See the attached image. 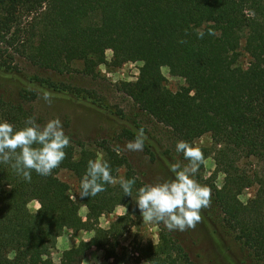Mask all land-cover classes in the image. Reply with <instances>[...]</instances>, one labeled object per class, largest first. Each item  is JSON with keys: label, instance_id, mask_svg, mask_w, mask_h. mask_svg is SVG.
<instances>
[{"label": "trees", "instance_id": "16d2710c", "mask_svg": "<svg viewBox=\"0 0 264 264\" xmlns=\"http://www.w3.org/2000/svg\"><path fill=\"white\" fill-rule=\"evenodd\" d=\"M198 31L204 32L203 38ZM106 50L111 51L109 61ZM16 57L58 74L69 73L72 63L80 62V71L93 77L102 63L116 68L140 62L136 79L118 89L168 129L174 145L164 150L169 169L177 161L187 163L175 152L177 141L194 144L209 133L213 145L201 146L204 159L212 155L224 177L217 186L213 176L200 173L203 164L196 173L194 178L211 189L210 204L200 216L213 235L229 243L227 251H239L240 264H264V0H0V69L19 73ZM162 67L183 78L186 87L167 88ZM29 80L53 91H82L37 74ZM36 96L26 88L12 99L0 94V119L15 128L24 126L28 117L44 125L26 106ZM65 133L70 145L51 175L32 171L27 182L0 163V264H81L92 247L104 250L112 264L126 261L119 239L140 212L134 199L146 181L134 172L118 143H85ZM135 136L123 128L116 139ZM99 149L115 179L121 168L127 169L123 177L135 178L133 198L116 183L106 184L95 197L78 194L73 199L59 171L81 180ZM144 150L157 159L152 144L145 141ZM251 186H256L254 195L239 202L242 190ZM30 200H37L40 209L30 211ZM120 204L126 212L108 228L100 227L99 218ZM82 205L87 209L84 218L79 214ZM158 227L155 244L134 247L136 264H196L175 230L163 223ZM66 228L94 233L64 249L54 262L50 251Z\"/></svg>", "mask_w": 264, "mask_h": 264}, {"label": "rangeland", "instance_id": "374dc122", "mask_svg": "<svg viewBox=\"0 0 264 264\" xmlns=\"http://www.w3.org/2000/svg\"><path fill=\"white\" fill-rule=\"evenodd\" d=\"M105 56L106 60L109 61L111 51L106 50ZM16 60L21 69L19 73L6 72L0 69V94L12 99L17 97L21 89H31L36 92L37 96L27 102L26 106L31 107L37 116L42 117L44 123L58 117L62 122L64 131L70 132L75 139L85 143L102 140L111 141L113 144L118 143L121 152L127 156L134 172L142 177L146 183L172 178L167 158L164 155L165 149H174L168 129L154 122L140 111L133 101L118 89L122 82H133L136 79L140 62H126L116 68H111L102 63L97 67V74L93 77L80 71V62L72 63V69L69 73L58 74L54 71L38 69L20 57H16ZM247 60V56L242 58L244 64ZM161 71L166 79L165 85L170 90L175 91L180 87H186L184 79L172 74L167 67H162ZM32 74L50 77L56 82L70 84L82 89V91L78 94L53 91L31 82L29 77ZM45 95L49 97V100L44 99ZM137 124L140 128H144L147 136L146 141L152 144V149L156 151L157 159L155 161L144 149L143 151L127 150L125 145L132 140L126 137H121L120 141L116 139L121 135L123 128L131 129L137 133L140 129L136 127ZM194 144L207 147L213 145L209 133L197 138ZM97 151V158H101L103 153L100 149ZM126 173V168L119 169L116 180ZM200 173H203L204 177L213 176L216 185L221 186L224 175L220 168L215 165L212 155L204 159ZM58 176L68 184L73 199H76L81 180L67 170L59 171ZM255 191L256 186L244 188L238 197L239 202L245 203L254 195ZM27 206L30 211H35L39 204L37 200H30ZM86 212V207L80 206L79 214L83 218L86 216ZM125 212V205H117L111 213L103 214L99 218V226L108 228L116 216ZM158 231V224L144 222L140 212L133 218V222L127 225L124 235L119 239L120 247L124 248L123 257L126 258V261L128 260L127 264H136L137 262L136 254L133 251L135 246L157 242ZM175 231L196 264H240L239 257L241 254L239 251L237 249L233 252L227 251L225 244L228 245L229 243L213 235L202 217L194 228ZM93 233V230L75 232L69 228L64 229L57 237L56 244L51 249L49 256L54 262H59L64 249L77 245L80 240H88ZM112 260V258L108 259L105 256L104 250L92 247L85 253L81 264H112ZM140 264L146 263L142 260Z\"/></svg>", "mask_w": 264, "mask_h": 264}, {"label": "clouds", "instance_id": "9594fccd", "mask_svg": "<svg viewBox=\"0 0 264 264\" xmlns=\"http://www.w3.org/2000/svg\"><path fill=\"white\" fill-rule=\"evenodd\" d=\"M197 36L203 38L204 32L198 31ZM44 99L47 101L49 97L45 95ZM146 139L144 128H140L135 139L127 142L125 147L129 151H143ZM69 145L70 137L58 117L44 125L37 123L34 117H28L19 128L0 119V163L9 165L27 182H31L32 171L42 176L51 175L65 159V149ZM175 152L182 154L187 163H172V178L144 184L136 190L134 200L144 222L163 223L169 231H184L194 228L200 221L201 209L210 204L211 189L194 178L204 162L201 146L179 140ZM116 183L123 194L133 198L135 178L121 177L117 181L111 175V166L106 159L89 160L80 181L79 196L82 199L95 197L105 191L106 184Z\"/></svg>", "mask_w": 264, "mask_h": 264}]
</instances>
